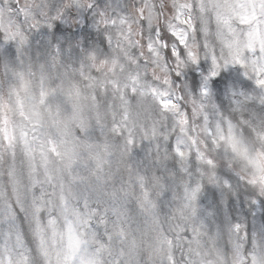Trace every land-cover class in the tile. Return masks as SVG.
<instances>
[{
  "label": "clouds",
  "instance_id": "1",
  "mask_svg": "<svg viewBox=\"0 0 264 264\" xmlns=\"http://www.w3.org/2000/svg\"><path fill=\"white\" fill-rule=\"evenodd\" d=\"M0 264H264V0H0Z\"/></svg>",
  "mask_w": 264,
  "mask_h": 264
}]
</instances>
